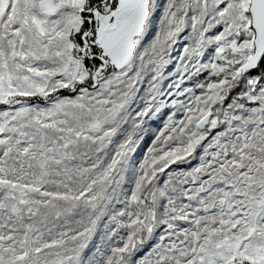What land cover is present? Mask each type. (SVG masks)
<instances>
[{
  "label": "snow or ice",
  "instance_id": "obj_1",
  "mask_svg": "<svg viewBox=\"0 0 264 264\" xmlns=\"http://www.w3.org/2000/svg\"><path fill=\"white\" fill-rule=\"evenodd\" d=\"M0 264H264V0H0Z\"/></svg>",
  "mask_w": 264,
  "mask_h": 264
},
{
  "label": "rangeland",
  "instance_id": "obj_2",
  "mask_svg": "<svg viewBox=\"0 0 264 264\" xmlns=\"http://www.w3.org/2000/svg\"><path fill=\"white\" fill-rule=\"evenodd\" d=\"M155 126V125H154Z\"/></svg>",
  "mask_w": 264,
  "mask_h": 264
}]
</instances>
